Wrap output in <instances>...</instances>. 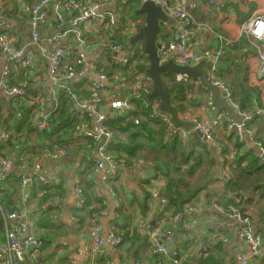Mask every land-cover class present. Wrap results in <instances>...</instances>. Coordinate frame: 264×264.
<instances>
[{
    "label": "crops",
    "instance_id": "obj_1",
    "mask_svg": "<svg viewBox=\"0 0 264 264\" xmlns=\"http://www.w3.org/2000/svg\"><path fill=\"white\" fill-rule=\"evenodd\" d=\"M1 1L0 10L5 13L10 26L5 32L4 30L0 32L7 35L17 34L23 40L28 38L29 16L20 7L21 0ZM28 1L35 4L39 0ZM112 5L111 9L117 11L116 0ZM188 6L195 21L200 23L189 28L193 34L190 36L192 44L188 55L202 54L207 71L216 64L217 75L230 86L234 99L248 112L259 111L254 122L257 138L264 145V76L258 74L259 60L255 41L243 31L244 25L253 14L264 13V0H227L225 8L222 9L210 6L209 1L188 0ZM140 7L141 5L138 10ZM52 8L50 6L49 9L53 14ZM51 16L47 26L41 31L43 37L55 33L52 19L54 16ZM72 16L73 14L66 13L63 29L69 27ZM137 16L133 18L142 22L144 16L138 14ZM90 25L89 56L94 58L95 51H100L104 56L101 41H105L106 36L98 35L99 22L96 18H92ZM161 26L158 41L170 40L176 29L184 30L183 25L176 20L171 23L161 22ZM130 45L135 44L130 42ZM146 58L143 57V63H148ZM169 58H174L181 64L180 57L175 53H171ZM108 60L109 58H105L99 62L104 69H107ZM7 65L10 68V83L22 86L26 90L29 94L27 101L43 97L48 103L47 108L52 104L50 92L52 84L46 60L39 58V62L33 68L10 66L6 55L0 49V74ZM120 69L122 67L114 71V80L107 86V90L99 93L107 105L113 99H126L130 93L133 84L130 72L123 73ZM117 71L122 73L119 74ZM173 80L188 83L195 89L192 92L187 91L188 99L183 102V110L178 108L180 118L200 121L211 126L216 144L205 142L197 133L184 137L185 129L176 126L169 113L165 112L171 118L172 126L151 122L149 118L139 113L137 121L142 118L140 120L148 124V132L143 129L134 130L142 135L138 137L142 139L139 152L127 157L122 148L123 157H120L117 175L106 181L101 171L98 172L91 162L95 154V142L94 148L89 150L87 141L75 136L74 144L67 148L69 156L62 157L57 162L45 160L49 170L48 178L53 181L51 186L44 187L37 182L23 186L19 180L10 182L6 180L5 185H0L1 201L11 209L26 213L28 222L43 240L41 254L35 260L22 264H70L72 260H76V264H87L89 259L87 247L93 244L90 240V232L94 226L90 214L92 208L95 211H102L98 222L103 227L104 237L109 232H114L116 235H122L125 240L118 248L110 242L97 248L93 255H90L95 259V264H157V254L146 234L147 228L153 222H146L147 212L153 210V219L163 212L183 213L184 207L189 204L182 205L180 202L177 204L173 199L181 198L188 188L198 183L207 184L206 189L203 187L204 190L198 195L199 203L204 202L199 222L172 224L174 236L167 244L181 251V264H201L208 257L213 258L215 264H237L235 247L239 245L238 222L218 212L213 208V204L217 203L225 208L224 204L234 199L235 206L243 214L250 216L255 231H264V162L259 158L261 165L253 163L245 154L244 165H250L251 168L245 172L238 171L236 164L239 158L234 148L236 136L226 130L228 121H233L229 114L213 104L211 91L204 86H197L200 78L173 75L168 77L165 83L171 85ZM148 86L153 90L152 83ZM0 99L3 101V105L0 106V124L15 134V139L4 146L1 153L14 158V170L28 173L32 164L45 156L49 142L42 138L39 130L35 128L37 120L35 114L24 122L20 112H15L20 107L17 105V98L10 97L0 90ZM157 100L161 105L160 99ZM173 103L176 104L174 101ZM111 110L112 108L107 106L110 118ZM46 111L38 110L36 115L39 113L44 116L47 114ZM125 111L119 109L121 114ZM28 125L35 130L30 131ZM87 128L90 127L84 125L82 130ZM257 138L246 136L245 144L238 153L243 156L245 151H252L258 159L261 150L256 143ZM176 139L181 141V146L176 147ZM123 141L128 142V138L120 137V143ZM219 147H222V151ZM191 152L200 158L194 170L190 168L193 164L192 159L189 164L184 162L178 165L182 154H185L187 161ZM260 166L263 168L259 169ZM164 170L171 173L170 178L166 177ZM230 176L237 178L234 191L227 187ZM176 177L179 181L173 183L172 179L175 180ZM154 186L160 189L161 198L152 205ZM77 187L84 189L88 201L86 207H79ZM199 187L200 185L197 186V190ZM147 193L151 198L148 199ZM126 226H130L127 228L130 230L129 235L124 233ZM0 231L2 232L1 229ZM224 236L229 237V243L223 241ZM251 264H264V260H253Z\"/></svg>",
    "mask_w": 264,
    "mask_h": 264
},
{
    "label": "built area",
    "instance_id": "obj_2",
    "mask_svg": "<svg viewBox=\"0 0 264 264\" xmlns=\"http://www.w3.org/2000/svg\"><path fill=\"white\" fill-rule=\"evenodd\" d=\"M131 1L133 0H116L117 11H113L111 8L114 0H39L35 4H30L28 0H21L20 7L29 16L30 34L28 38L23 40L17 34L7 35L0 32V49L6 55L10 66L20 65L24 68H33L39 62V58L48 62L49 78L52 84L50 92L52 93V104H55L50 111H46L48 103L43 97L27 101L29 94L26 90L22 86L10 83V68L8 65L0 74V90L10 97L17 98L18 106L26 101L27 105L33 108L37 119L34 126L37 130L49 129L53 114L57 110L58 96L62 92L71 90V82L85 79L88 81L87 84L90 83L93 97L77 98L75 103L78 110L89 112L93 116V124L91 128L82 130L79 135L95 142V154L91 158V162L98 172L101 171L102 177L106 181L114 178L120 167V161L109 150V144L120 134L106 123L110 118L107 106L115 109H132L134 104L131 100L141 99L143 93L149 87L148 85L152 83L150 76L146 74V70H137V67L144 62V43L139 41L134 46L128 44L141 25L140 20L127 16ZM136 1H139L141 5L148 1L161 4L169 16L183 25L184 30L176 29L170 40H160L158 42L161 57L169 58L171 53H175L180 57L182 65H196L202 61L203 55L200 53L194 56L188 55L189 47L192 44L190 43V36L193 34L189 28L197 24L200 25L195 21L189 9L188 0ZM226 1L209 0V4L214 8L222 9L225 8ZM1 5L2 1L0 0ZM50 6L53 7V14L49 9ZM66 13L73 14V16L69 22V27L63 29V25L66 23ZM51 15L54 16L52 19L55 33L43 37L41 31L47 26L52 17ZM122 17H124V21L121 22ZM92 18H96L99 22L98 35L106 36V40L101 41V51L104 52V56L100 51H95L96 56L94 58L89 56L90 50L88 48V31L91 27L90 21ZM9 26L8 18L0 10V30L5 32ZM243 31L255 41V49L259 60L258 74L264 76V13L253 14L244 25ZM113 35L120 36L121 39L112 41L111 37ZM110 53L116 64L121 67L135 69V74L132 77L133 84L130 87L128 97L124 100H110L108 105L106 104V108H103V104H99V100H101L99 93L107 90V86L111 84V76L99 70L96 63L108 58ZM76 64H79V69H77ZM208 75L211 82L220 88L223 97L243 116L241 122L228 121L226 130L235 134L238 143L241 144H245L246 136L256 139L257 130L251 127V123L255 120V116L259 111L248 112L240 102L234 99L230 86L217 75L216 64L208 69ZM197 86H203L201 79L198 81ZM2 105L3 101L0 99V106ZM148 105L153 114L160 120L168 126L173 125L171 118L161 111L159 103L154 102ZM38 110L40 112L45 110L47 114L43 116L38 113L36 115ZM190 121L194 123V127L183 131L184 137H190L199 129L206 134L210 142L216 144L211 126H207L200 121ZM14 139L15 134L0 124V149ZM256 143L261 150L258 158L264 162V145L258 138ZM219 150L222 151V147H219ZM69 154L70 152L66 147L54 145L45 151V156L32 164L28 173H19L13 169L14 158L5 156L0 152V184L5 185L6 180L10 182L20 179L23 186H29L35 182L44 187L51 186L53 181L48 178L49 170L45 160L57 162L62 157L69 156ZM109 189L112 191L111 188ZM76 196L79 207L83 208L86 204L84 189L77 187ZM152 196L154 200L152 205H154L161 198V192L157 186H154ZM199 202L185 206L183 213L163 212L156 219L152 218V209L147 212L146 222H153L147 228L146 234L157 254V264L182 263L181 251L170 247L167 241L174 236L172 224L177 222L196 224L199 222L200 215L204 210V202ZM213 208L238 222L239 245L235 247L237 264H251L253 260H264V231H255L250 216L243 214L235 204L223 208L214 203ZM101 213V210H96L91 214L94 226L90 232V240L93 244L87 247L89 256L87 264H95V259L90 255H93L95 250L104 246L106 242H110L115 248L122 246L125 242L122 235H116L114 232H109L106 237L102 235L103 227L98 222ZM26 215V213H22L17 209L9 208L0 199V229L2 230V232L0 231V264H22L25 261L35 260L41 254L43 240L28 222ZM223 241L229 243L230 239L228 236H224ZM70 264H76V260H72Z\"/></svg>",
    "mask_w": 264,
    "mask_h": 264
},
{
    "label": "trees",
    "instance_id": "obj_3",
    "mask_svg": "<svg viewBox=\"0 0 264 264\" xmlns=\"http://www.w3.org/2000/svg\"><path fill=\"white\" fill-rule=\"evenodd\" d=\"M140 5H141V3L139 1H136V0L131 1L130 2L131 9L129 10V8H128L127 16L129 18H132V19H135L136 17H138L137 16V10H138ZM133 17H135V18H133ZM142 20H143V17H142ZM122 21H124V17H122L121 22ZM119 39H121L120 36L113 35L111 37L112 41H116ZM128 44H130V41ZM146 57L147 56L145 54L144 58H146ZM108 58H109V60L107 61V64H108L107 69L103 68L102 63H96V67L99 70L109 74L111 76V81H113L114 80V78H113L114 71L118 70V68L121 66H119L118 64L115 63L113 57L111 56V53L109 54ZM147 59L148 58H146V60ZM147 66H148L147 62L142 63L137 67V70L138 71H145ZM76 67H77V69H79V64H76ZM120 70L123 73L126 71L130 72L131 79L135 74V69H129L127 67H122V69H120ZM121 71H117V72L119 74H121L122 73ZM164 76H165V82H166V80H168V77H172L173 75L165 74ZM87 82L88 81L85 79L74 80L73 82H71V86H70L71 90L70 91H65V92H62L59 94L58 102H57V110L53 114L49 129L44 130V131H38L40 133V135L42 136V138L46 139L49 142V147H47L46 149L52 148L54 145L64 146V147L69 149V147L74 144L75 136H79V137H81L82 140H86L87 145L89 146V150L94 148L95 145H94V142L92 141V139H86L85 137H82L79 135V133L82 131V128L84 125H86L87 127H90V128L92 127L93 116L89 112H84V111L78 110L76 103H75L77 98H92L93 97V90L90 88V83L87 84ZM165 82H164L165 89L171 95H175L173 101L177 104L178 108L182 111L184 108V106H183L184 95L187 93V91L192 92L195 89L194 88L192 89L193 86L189 85L188 83L186 84L185 82H177L176 80H173V83H171V85L170 84L167 85ZM151 91H152V87L151 86L147 87V89L143 93V97H141V99H132L131 100L134 104V107L130 110H126L122 114L119 112V109L112 108V110L110 111L111 118H109V120H107L106 123L111 128L115 129L116 132H119L120 135H118V137L113 142H111L109 144V150L115 155V157L117 158L118 161L121 160L120 157H123L122 156L123 149H124V153L127 155V157H131L133 155L138 154V152H139L138 148L140 147L141 140H142V139L141 140L138 139V137H141L142 135L140 133H137L134 130L137 129V131H140L141 129H143L146 132H148V124L141 121L140 119H142V118H139V121H137L139 113H141L142 115H145L147 118H149V120L151 122L154 121V122H157L159 124L164 123L156 115H154L153 112L150 110V107L148 104H153L155 101L156 102L158 101L157 99H159L157 97L149 99L148 96H149ZM176 93H177V95H176ZM99 104H103V108H106V102H104L103 99L99 100ZM54 106H55V104H50L47 108L48 109L47 111L52 110ZM15 112H20L21 119L23 118L24 122L26 120L30 119V117H33V115H34L33 108L26 105V101L22 102L20 105V108L16 109ZM254 121L251 123V127H254L255 129H257L255 126L256 123ZM29 128H30V131L35 130L34 128H31L30 126H29ZM128 133H130V134H128ZM194 134H196V133H194ZM196 135H194V136H196ZM122 136L123 137L126 136L128 138V142L123 141L120 143V137H122ZM175 142H176V147L181 146L180 140L176 139ZM203 144L205 145V143H203ZM243 145L244 144L238 143L237 138H236L234 148L236 149L237 158H239L237 160L238 165L236 164V166H237L238 171H240V172H245V170L248 171V169L251 168L250 165H248V166L244 165L245 157H246V156H244L245 154L247 155V157L251 158L253 163L257 162V164H260L259 163L260 159L259 158L257 159V157L253 155L252 151H248V152L245 151L243 156H241L242 154L240 155L238 153L240 151L241 147H243ZM0 152H2V148L0 149ZM175 158H177V156ZM190 159H192L193 164L191 166L190 165H188V166H190V168L192 170H194L195 165L200 158L198 156L193 155L192 152L190 153V158L187 161H185V154H182V156L178 160V165L183 164L184 162L189 164ZM252 162H251V164H252ZM262 166H260L259 169L263 168ZM176 170H178V169H176ZM163 172L166 173V177L167 176H168V178L171 177V173H169L168 170H164ZM16 180H19L21 182L20 179H16ZM172 180L174 181L173 183H177L179 181L178 177H176L175 180L174 179H172ZM236 180H237L236 177L233 178L230 176V178L227 182V187L230 188V190H232V191H234V189L236 188ZM176 185H178V184H176ZM198 185H200L199 190H197ZM203 187H204V189H206L207 184L206 183H203V184L198 183L196 185H193L190 187V189L188 188L186 193H184L181 198H177V199H173V200L177 201V204H178V202H180L182 205L183 204L198 203L200 201V199L198 198V195H199V192L201 190H204ZM147 196H148V199L151 198L149 193H147ZM1 200H2V198H1ZM231 203L235 204L234 199L228 200V204H231ZM87 204H88V201H86L85 205L87 206ZM228 204L225 203L224 205L228 206ZM181 209H182V207L179 208V210H181ZM90 211H91L90 214H92L93 211H95V210L92 208ZM129 227L130 226L125 227V229H126L124 231L125 235L130 234V230L127 229ZM201 264H215V261L213 260V258L208 257L207 259L202 261Z\"/></svg>",
    "mask_w": 264,
    "mask_h": 264
},
{
    "label": "water",
    "instance_id": "obj_4",
    "mask_svg": "<svg viewBox=\"0 0 264 264\" xmlns=\"http://www.w3.org/2000/svg\"><path fill=\"white\" fill-rule=\"evenodd\" d=\"M203 1L208 2L209 0ZM137 14L143 15L144 19L138 27L137 32L131 37L130 42L132 44L139 41L144 43L145 54L148 58L146 74L150 76L153 84V90L148 97L160 99L161 111L169 113L178 127H183L185 130H190L194 127L193 122L180 118L178 106L173 103L174 95H171L164 86L165 74L185 75L193 79L200 78L203 86L211 91L213 104L217 108L226 111L233 121L241 122L243 116L223 97L220 88L209 79L208 71L205 68V61H201L196 65H182L176 62L174 58H163L160 56L158 37L162 31L161 22L171 23L174 20L164 11L161 4L154 1L145 2L141 5ZM196 133L205 142H209L203 131L197 129Z\"/></svg>",
    "mask_w": 264,
    "mask_h": 264
},
{
    "label": "rangeland",
    "instance_id": "obj_5",
    "mask_svg": "<svg viewBox=\"0 0 264 264\" xmlns=\"http://www.w3.org/2000/svg\"><path fill=\"white\" fill-rule=\"evenodd\" d=\"M143 21V20H142ZM191 95V93H189V96ZM187 93L184 95V101L187 100Z\"/></svg>",
    "mask_w": 264,
    "mask_h": 264
}]
</instances>
